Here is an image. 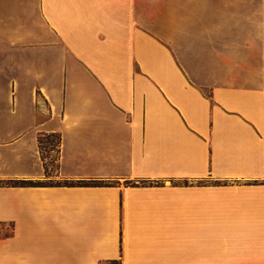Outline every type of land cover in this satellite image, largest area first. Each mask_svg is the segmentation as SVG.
<instances>
[{"label": "crops", "instance_id": "0c3cea01", "mask_svg": "<svg viewBox=\"0 0 264 264\" xmlns=\"http://www.w3.org/2000/svg\"><path fill=\"white\" fill-rule=\"evenodd\" d=\"M0 264H264V0H0Z\"/></svg>", "mask_w": 264, "mask_h": 264}, {"label": "trees", "instance_id": "16d2710c", "mask_svg": "<svg viewBox=\"0 0 264 264\" xmlns=\"http://www.w3.org/2000/svg\"><path fill=\"white\" fill-rule=\"evenodd\" d=\"M60 143H61V135L59 133H45V134H42L39 136V147L41 150L43 160L45 161L47 174H49L48 173L49 171H48V166H47V163L45 160L46 159V156L44 154L45 149L47 150V147H48L49 148L48 151H50V152L57 151L59 153ZM56 162L58 163V159L56 160ZM6 184L14 185V186H22V187H26V186L33 187V186L39 185L40 183H35L33 181L21 180V181H10ZM57 184H62V183H57Z\"/></svg>", "mask_w": 264, "mask_h": 264}, {"label": "rangeland", "instance_id": "374dc122", "mask_svg": "<svg viewBox=\"0 0 264 264\" xmlns=\"http://www.w3.org/2000/svg\"><path fill=\"white\" fill-rule=\"evenodd\" d=\"M48 147H47V150L45 149V156H46V163H47V166H48V173H49V180H48V183H51V184H57V183H60L61 181L60 180H57L54 178V174L57 170V162L56 160L58 159L59 157V153L57 151H48Z\"/></svg>", "mask_w": 264, "mask_h": 264}]
</instances>
